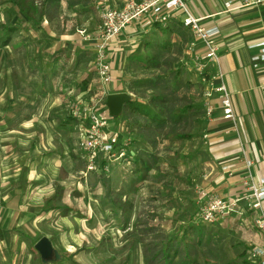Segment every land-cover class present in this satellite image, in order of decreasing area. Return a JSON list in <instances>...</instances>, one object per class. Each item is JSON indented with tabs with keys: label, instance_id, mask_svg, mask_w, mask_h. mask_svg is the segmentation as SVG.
Instances as JSON below:
<instances>
[{
	"label": "rangeland",
	"instance_id": "rangeland-1",
	"mask_svg": "<svg viewBox=\"0 0 264 264\" xmlns=\"http://www.w3.org/2000/svg\"><path fill=\"white\" fill-rule=\"evenodd\" d=\"M27 1V4H32L31 10H34L36 15L44 12L42 10L44 0ZM107 1L109 5L116 6L121 4L124 0ZM96 3L97 0H61L57 10V16L55 20H52L49 26L61 33V37H55V41L51 43L53 45L50 44L49 48L51 50L55 48L54 46L56 45H64L63 50L65 51L61 59L62 64H60V67H63L64 71L69 72L64 74L67 75L65 79L70 81L74 76L75 81L72 84L78 85L83 78L89 76L88 92L79 93V95L75 97L74 104L76 106H81L83 103L89 104L93 99H98L99 103H97L96 106L98 107V114H100L101 111L102 114L106 116L109 131L114 132L118 131V129L122 130L127 127L126 124H129L133 131V134L131 133L129 136L132 141V154L136 155V152L139 153L143 150L155 153L156 162L154 168L146 175V180L141 183H136V187L142 186V188L138 190L137 193L127 194V188L130 189L132 185H135V174H133L132 171L134 163L132 159H128V161L123 163H110L109 173L103 175L104 177L102 179L104 181L95 186L94 177L90 176L87 179L86 169L84 172L82 170L83 155L76 144L73 146V152L75 157L80 161L79 165L82 171L80 170L81 172L73 177L65 178L63 184L67 192H61L63 196L60 200L62 204H68L71 208L69 216L61 218L59 212L51 210L43 214L44 220L42 222L37 224L33 223V225H31L32 228L30 232L32 241L35 242L39 239L38 237L41 236L50 238L54 247L62 254L61 261L56 264H146L147 259L144 255L143 244L134 229H132L131 223L136 213L148 199L149 185L152 187L150 192H153V189H157L161 196L164 197L166 195V200L160 207L163 219L173 220L171 229L177 230L180 224L179 222L183 220L181 213L184 210L188 211V216L186 218H195V193L201 190V186H199L201 184L200 173L204 166L201 161L203 125L206 122L205 120L208 119V116L204 114V106L206 107V104L213 105L210 102L214 100L215 93L200 79L191 59L193 54H187L188 46L191 42V35L188 32L179 34L175 31L171 32L170 30L162 32L159 28H165L167 26H159L151 23L147 25L145 32L135 34L131 36L132 38H127L126 41L128 44L126 49L123 45L124 42L118 39L116 48L121 44L124 49L123 51L120 49L118 51H112V59L117 55V52L121 54V59L119 61L117 58H114L115 62L113 61L114 59L112 61L116 69L119 67L123 70L122 80L120 81L122 91L130 94L131 99L148 104L149 97L141 98L130 91L129 86H131L132 80L137 78L136 75L140 73L139 69H141L137 66L136 60V73L131 70L134 68L133 65L135 64V58L131 56V54L136 51V54H139L141 57H146L148 54L155 52L158 60L165 64L167 68L170 66L174 74L177 75L176 78L181 79V91L183 95H185V99L182 103L188 104L192 106V108L191 111L189 110V113L185 115L184 121L176 125V129H188L191 127L190 131L193 137L191 140L183 141H176L170 136L165 137L164 134L167 131L166 126L159 130L155 127L147 128L149 119L144 117L141 118L140 123H136V115H129L134 111L131 112L127 108L124 111L122 109L121 114L117 117L108 116L104 101L105 94L109 91V86L102 85L96 76L94 64L95 51L94 47L91 45L92 43L89 42L90 39L93 40L92 37H94L99 23L98 14L95 9H93V5H96ZM16 13V9L11 4L6 0H0V23L3 22L7 24L8 20L15 22L19 17ZM34 30L37 34L43 35L40 37L44 38L42 39L44 40L42 43L47 40V37H44L46 33L43 32V29L35 27ZM47 30L48 29H46V32ZM17 37L18 36H15L14 38ZM19 38H17L16 41ZM159 39L161 42L167 41L169 49H163L159 46L152 49L144 44L146 41L156 44L159 42ZM7 46L10 48L13 45L8 44ZM5 47L6 46L0 45V101L1 104L4 105L9 104L10 101H14L15 103L17 101L15 90H13L14 97H12V99L9 98L8 92L11 91V85L15 84V82H12L8 77L14 67L12 69L9 68L8 48ZM131 50H133V52H131ZM109 51L111 50L109 49ZM29 54H31V52ZM20 58L21 62L18 66V73L23 77L32 74V71L34 73L30 80H22V82L25 83V85H22L24 88L23 93L26 94L27 99L30 101L26 116L31 118L32 126H28L30 123L28 122L26 125H24V123L22 124L24 127L27 126V131L17 126L14 128L18 130L19 133L25 132L24 135L19 136L20 138L18 139H21V143H18L16 147L17 152L22 153L24 150H30L34 133L49 132L52 138H55V135L52 134L51 129H47L45 124L46 118L43 116L44 114L42 111L46 108L45 106L46 104L48 105L49 101L44 95L39 93L40 89L38 88L40 77L43 75L44 66H47L46 61L36 65L35 69L31 71L27 69L22 57ZM76 62H79V64L75 70L74 65ZM176 69L179 70L178 73L175 72ZM203 74L206 75V72ZM19 80H16L17 83H19ZM146 91V95L149 96L151 91L148 89ZM65 92L66 94L63 97V102L66 103L64 111L61 113L60 110L58 114L51 113L49 117H64L66 121H61L60 126H62V128H60V130L64 131L63 134L68 136L69 141L72 140L73 143H77L76 136H78V132H80L81 125L80 127H74L73 118L69 117L70 111L68 110V104L71 101L72 95L67 93L68 90ZM94 95H96V97H94ZM60 100L62 101V98ZM99 107L101 108L99 109ZM160 108L161 110H167L165 106H161ZM3 126L6 128V131L9 130L7 125ZM6 134L12 135L9 132H6ZM25 140L28 141L25 142ZM7 147V145L0 147V155L8 154L14 150L12 149L9 151ZM3 149L7 151L4 152ZM29 154L23 153L22 156H27ZM22 156L21 159L17 160L15 165L12 161L6 160V166L11 168L13 166H20L19 169L23 170L24 168V172V157ZM138 166H140V164L136 167ZM27 170L28 169H26V171ZM73 188H76L75 190L80 192V196H77L75 199L71 198L69 195V192ZM121 192L125 193L126 196L125 199L122 197L121 200L128 201L133 205V208L127 211V213L117 214L118 209L114 204H119L117 203L118 193ZM48 194H32V202L39 203V206L35 207L39 212L40 210L43 211L45 208L56 205L54 201L44 199ZM76 213L77 216L72 217ZM126 214H128L127 219H125L127 217ZM236 220L234 216H228L222 223V226H227L226 228L231 232V238L228 240L226 239L224 245L225 255H222L221 262L227 264H250L247 259V251L243 249L241 242L238 241L239 238V240H241V237H239L238 234V236H236L233 234L232 230H230L233 224L237 222ZM126 223H129V225L126 226ZM168 223L169 222H167V224ZM245 223H247L246 220H244L243 226ZM29 243L30 247L25 256L12 249H0V251L3 250L0 252V264H38L39 255L34 250L31 242ZM7 250L9 251L6 252ZM242 251H245L243 253L244 255H241ZM201 252H205V249L201 248L199 250V254L196 257L198 260L197 264H206L205 260L207 258H209L208 261H211L210 264H212L213 260H211L209 256H202ZM215 260L214 258V261Z\"/></svg>",
	"mask_w": 264,
	"mask_h": 264
},
{
	"label": "crops",
	"instance_id": "crops-1",
	"mask_svg": "<svg viewBox=\"0 0 264 264\" xmlns=\"http://www.w3.org/2000/svg\"><path fill=\"white\" fill-rule=\"evenodd\" d=\"M126 1L128 0H124L116 6L109 5L107 0L104 3L109 7L119 8ZM225 1L227 0H184L189 10L200 19L202 25L207 28L216 27L218 30L215 37L217 61L203 60L202 63L205 65L206 75H222V81L231 96L234 112V122L223 119L219 108V99L215 93L214 100L210 102L213 104L212 115L205 120L203 125V136L206 135L207 137H203L201 144V161L204 166L200 173L201 184L199 186H201V190L199 191L216 193L229 200L236 195L245 193L244 190H247L245 183L249 182L245 179L248 172L253 181L260 178L264 179V61L254 60L253 57L259 53L260 48L250 47L252 44L264 41V5L237 8L238 3L236 0H232L233 8L225 12ZM17 19L12 23L18 28L13 31L9 42V45L12 44L13 46H11L12 48L6 46L8 48L9 68L14 67L8 78L15 82L11 85V91L8 93L9 98L12 99L14 97L13 90H15L17 101L16 103L10 101L6 105L1 104L0 101V147L7 145V150L14 149L8 154L0 155V249H12L25 256L32 239L31 225L42 222L44 220L43 214L51 210L56 212L53 209L47 212L36 210L35 207L39 206V203L32 202V194L42 195L45 193L47 195L50 193L44 198L50 200L54 198V194L58 190L67 192L63 184L66 177H73L81 172L80 161L72 155L74 153L73 146L77 143H73L72 140L69 141L68 136L63 134L64 131L60 130L62 128L60 126L61 121L65 122V118L49 117V114H58L60 110L61 113L64 111L66 103L63 102V97L66 94L65 91L68 90L67 93L72 95L68 110L78 125L80 121L73 116L71 105L75 103V97L79 93H87L88 90L79 91L78 85L72 84L75 81L73 75L70 81L65 79L67 75L64 74L69 72L60 67L65 51L63 50L64 45H56L51 50L49 48V45L55 41V37H61V33L57 34L58 31L50 27L46 28L49 31L47 30L44 34V37H47L45 42L42 43L44 38H40L43 35L37 33L35 40H31L30 34L21 30L23 26L20 24L19 17ZM172 20L170 19L166 24L161 25L170 24V28H172L175 26ZM145 22L146 20L142 19L139 22L131 23L125 31L109 43L107 57L111 66V80L107 84L109 91L105 94V98L111 93L124 92L120 84L123 70L119 67L116 69L114 66L115 59L117 58L119 61L121 54L117 52L113 60L112 51L126 49L128 37L132 38L131 36L146 31L147 24ZM185 31L190 34L187 29ZM15 36H18L17 38L20 36V38L16 41ZM92 39L89 42L94 47V37ZM118 39L124 42V48L121 44L116 48ZM192 40L191 36V42ZM30 52L31 54H29ZM203 53L204 49L199 40L196 41L193 52L188 46V55L198 54L201 56ZM193 55L191 56L192 62ZM19 56L24 60L27 69L31 71L35 69L36 65L46 61L47 66H44L38 88L40 89L39 93L44 95L50 103L46 104V108L42 111L46 118L47 129H51L52 134L55 135V138H52L49 132L34 133L33 136L31 135L33 142L30 150H24L22 153L17 152L16 147L18 143H21V139H18L19 136L24 135L25 132L19 133L14 128L17 126L27 131V126L24 127L22 124L26 125L30 122L28 126H32L31 118L26 116L30 101L23 93L22 85L25 83L22 80H30L34 73L32 71V74L27 77L18 73V66L21 62ZM78 64L79 62H76L74 65L75 70ZM16 80H19V83ZM215 83H219V80H215ZM100 113L102 114L101 111ZM3 125H7L9 130L6 131ZM80 125L79 123L77 127ZM6 132L12 135H8ZM77 140L78 136H76V142ZM27 141L25 140V142ZM7 150L3 149L4 152ZM23 153L30 154L22 156ZM21 156L24 157V172V168L23 170L19 169L20 166H13L12 168L6 166V160L12 161L15 165ZM246 161L251 162L249 169L245 167ZM26 169L28 170L26 171ZM75 189L73 188L69 192L73 199L77 197L75 194L78 190ZM255 214L247 211L242 221L234 215L237 222L230 229L233 234L241 237V240L239 238L238 241L241 242L246 251L254 245L264 244V231L256 229L253 225ZM244 220L247 223L243 226Z\"/></svg>",
	"mask_w": 264,
	"mask_h": 264
},
{
	"label": "trees",
	"instance_id": "trees-1",
	"mask_svg": "<svg viewBox=\"0 0 264 264\" xmlns=\"http://www.w3.org/2000/svg\"><path fill=\"white\" fill-rule=\"evenodd\" d=\"M16 9V14L19 16L20 24L23 25V29L30 34L31 40H35L36 32L35 27L43 29V32L46 33L45 29L50 28L52 20H55L57 16V10L60 5L61 0H44L42 10L43 13L36 15L34 10H31L32 4H27V0H6ZM70 6V5H69ZM95 9V5H93ZM96 11V9H95ZM97 13V11H96ZM175 23V26L170 28V24L165 28H159L162 32L166 30L175 31L179 34H184L186 29L182 26L179 20H172ZM46 23V25H45ZM154 25H161L159 23H154ZM34 26V27H33ZM18 27L15 26L10 20L7 24L3 22L0 23V45L7 46L10 42L11 35L13 31L17 30ZM21 28V27H20ZM32 31V32H31ZM59 34V32H56ZM39 35V34H38ZM4 38V39H3ZM51 40V38H49ZM159 42L152 44L149 41L144 42L146 46L154 49L156 46H159L163 49H169V44L167 41ZM137 55V56H136ZM131 56L135 58V64L133 65V72L136 73V60L137 66L141 69L140 73L137 74V78L132 80L131 86H129L132 93L137 94L139 97H149L148 104L142 103L138 100L131 99L129 102L125 103L123 106V111L127 108L131 112L129 114L136 115V123H140L141 118L149 119V127H155L158 130L163 129L166 126L167 131L164 134L165 137L170 136L176 141L191 140L193 135L188 129H176V125L181 121H184L185 115L191 111L192 106L188 104H183L182 101L185 99V95L181 91V79L176 78L173 70L170 66L167 68L165 64L161 63L155 52L148 54L146 57H141L139 54H136L134 51ZM168 65V64H167ZM132 68V67H131ZM179 72V70H175ZM201 79V77H200ZM89 82V76L81 80L78 83L79 91H87ZM150 90L149 96L146 95V90ZM105 103V101H104ZM161 106H165L167 110H161ZM157 109V110H154ZM206 112V107L204 106V114ZM70 118H73L69 115ZM74 127H77L76 120L73 118ZM126 132L131 135L133 134L132 129L129 124H126ZM130 128V129H129ZM149 143V142H148ZM150 144V143H149ZM81 151V150H80ZM140 151V150H139ZM83 172L85 171L86 161L83 152ZM75 157V154L72 153ZM155 153L142 151L136 155H132L133 167L132 171L135 174V185H132L131 188H127V194L137 193L142 186L136 187V183H141L146 180V175L154 168L155 164ZM136 167L137 165H139ZM108 165V171L105 172L103 167ZM81 170V171H82ZM110 171V163H107L103 159L98 160V168L95 171H88V177H94L95 186L101 184L104 180L102 179ZM91 185V184H90ZM148 199L142 206V208L136 213L133 222L131 223L132 229L138 235L140 241L143 244L144 255L147 259L146 264H197L198 260L196 259L201 248L205 249V252H201V255L204 257L209 256L212 261V264H221L222 255H225L224 245L226 239L231 238V232L225 226H222V223H207L203 222L198 216V194L195 193V218H186L188 216V211L184 210L181 213L183 218L180 221L177 230L171 229L173 225V220H164L161 211V205H163L166 200V195L163 197L156 189H153V192H150L151 186H148ZM160 194V195H159ZM76 196H80V192H76ZM61 192L58 190L54 194V198L50 199L56 203L53 207H48L43 209L44 212H47L51 209L56 210L60 213L61 217H66L69 215L71 208L67 204L61 203ZM126 198L125 193H118V202L119 204H114L117 207L118 213H127V211L133 208V205L128 201H122L121 198ZM163 200V201H162ZM162 201V202H160ZM116 210V209H115ZM77 216V213L72 217ZM128 218V214H126ZM186 218V219H185ZM167 222H169L167 224ZM129 223H126V226ZM40 238V237H38ZM35 241L31 239V245L33 246ZM246 250L245 248H243ZM245 251H242L241 255H244ZM208 253V255H207ZM240 255V256H241ZM214 258L216 259L214 261ZM207 258L205 261L206 264H210L211 261H208ZM58 263V262H57ZM224 264H227L223 262ZM222 263V264H223ZM38 264H41L38 259ZM56 264V263H49ZM236 264V263H235Z\"/></svg>",
	"mask_w": 264,
	"mask_h": 264
},
{
	"label": "built area",
	"instance_id": "built-area-1",
	"mask_svg": "<svg viewBox=\"0 0 264 264\" xmlns=\"http://www.w3.org/2000/svg\"><path fill=\"white\" fill-rule=\"evenodd\" d=\"M106 0H97L95 9L99 17V23L94 34L95 50V72L102 85H107L110 80V63L108 62L107 49L112 39L127 29L133 22L146 20L145 24H166L170 19H179L182 26L187 29L193 40L189 49L194 50L197 40L204 49L203 55H193V62L201 80L206 83L209 89L217 94L219 108L225 120L234 122V112L231 96L222 81L221 74L204 75L205 65L203 60L217 61V45L215 37L218 34L216 27L207 28L201 24L188 8L184 0H128L119 8H112L105 5ZM237 8L264 5V0H236ZM233 8L232 0L224 2V11L228 12ZM250 47H258L260 51L253 57L254 60L264 61V41L252 44ZM219 83H215V80ZM93 99L89 104L81 106L71 105L73 116L81 122V129L78 132L77 147L85 156L86 172L95 171L98 168V160L103 159L107 163L126 162L132 158L131 138L126 129L110 132L108 120L105 115L98 114L97 103ZM213 107L206 104V116L212 115ZM204 138L207 136L204 135ZM251 162L246 161L245 167L249 169ZM108 171V165L103 167ZM85 174V173H84ZM247 190L245 193L236 195L231 199H224L216 193H205L198 191V216L203 222L223 223L228 216L237 217L243 220L245 213L253 212L255 217L253 225L256 229L264 231V179L253 181L250 173L245 177ZM247 259L250 264H264V244H257L247 250Z\"/></svg>",
	"mask_w": 264,
	"mask_h": 264
},
{
	"label": "water",
	"instance_id": "water-1",
	"mask_svg": "<svg viewBox=\"0 0 264 264\" xmlns=\"http://www.w3.org/2000/svg\"><path fill=\"white\" fill-rule=\"evenodd\" d=\"M130 100L131 96L126 92L108 94L105 98L108 116H119L124 104ZM33 248L38 253L41 264L57 263L62 259V254L54 247L52 241L47 236H41L34 243Z\"/></svg>",
	"mask_w": 264,
	"mask_h": 264
}]
</instances>
